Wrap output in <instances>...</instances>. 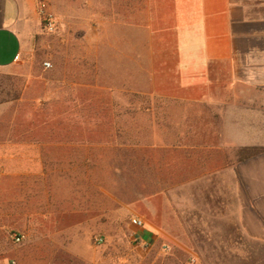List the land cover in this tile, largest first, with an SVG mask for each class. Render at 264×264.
Instances as JSON below:
<instances>
[{"label": "rangeland", "instance_id": "rangeland-1", "mask_svg": "<svg viewBox=\"0 0 264 264\" xmlns=\"http://www.w3.org/2000/svg\"><path fill=\"white\" fill-rule=\"evenodd\" d=\"M147 3L38 0L53 31L39 15L40 32L0 72L19 96L0 103V264H201L224 252L212 245L238 242L220 217L238 203L214 166L261 149L216 136L222 107L155 93Z\"/></svg>", "mask_w": 264, "mask_h": 264}, {"label": "crops", "instance_id": "crops-1", "mask_svg": "<svg viewBox=\"0 0 264 264\" xmlns=\"http://www.w3.org/2000/svg\"><path fill=\"white\" fill-rule=\"evenodd\" d=\"M37 2L0 0V72H9L40 32ZM144 32L155 93L222 107L218 114L229 124L216 136L239 139L233 141L238 149H261L251 158L214 166L225 195L238 203L218 216L238 227L239 240L229 235L224 245L210 247L223 249L222 255L204 260L196 254L198 260L264 264V0H148ZM235 102L237 133L229 120Z\"/></svg>", "mask_w": 264, "mask_h": 264}, {"label": "built area", "instance_id": "built-area-1", "mask_svg": "<svg viewBox=\"0 0 264 264\" xmlns=\"http://www.w3.org/2000/svg\"><path fill=\"white\" fill-rule=\"evenodd\" d=\"M39 15L43 20H45L47 22L46 29H48L50 32L53 31V29L55 27L53 15L46 11V5L45 4H41L40 10H39ZM46 66H50V64L46 63ZM131 221H132L133 225H135L139 228H145V226H146L145 220L142 219L141 217L135 216L131 219ZM23 238H24V235H22V234H14V236H13V240L16 243H20Z\"/></svg>", "mask_w": 264, "mask_h": 264}, {"label": "trees", "instance_id": "trees-1", "mask_svg": "<svg viewBox=\"0 0 264 264\" xmlns=\"http://www.w3.org/2000/svg\"><path fill=\"white\" fill-rule=\"evenodd\" d=\"M18 97H19L18 93H15V91L11 92V90H6L5 87H2V84L0 85V103L6 102L9 100H13V99H17ZM244 150L248 151L250 149H244ZM256 154H258V151L253 152V153H249L246 156L251 157V156H254Z\"/></svg>", "mask_w": 264, "mask_h": 264}]
</instances>
